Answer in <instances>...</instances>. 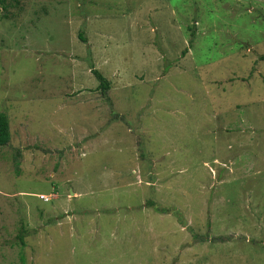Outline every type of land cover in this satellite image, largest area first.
Returning <instances> with one entry per match:
<instances>
[{
	"label": "rangeland",
	"instance_id": "obj_1",
	"mask_svg": "<svg viewBox=\"0 0 264 264\" xmlns=\"http://www.w3.org/2000/svg\"><path fill=\"white\" fill-rule=\"evenodd\" d=\"M262 56L264 0L0 2V264H264Z\"/></svg>",
	"mask_w": 264,
	"mask_h": 264
},
{
	"label": "trees",
	"instance_id": "obj_2",
	"mask_svg": "<svg viewBox=\"0 0 264 264\" xmlns=\"http://www.w3.org/2000/svg\"><path fill=\"white\" fill-rule=\"evenodd\" d=\"M15 2V5L20 3V0H11ZM0 2L4 3V0H0ZM83 40L84 37L81 36ZM262 59H264V56H262ZM95 75L100 80V87L104 91L109 90V81L104 78L97 70H94ZM10 141V125H9V118L6 114L0 113V147L5 146ZM20 239L22 240V244H24L23 241V235H19Z\"/></svg>",
	"mask_w": 264,
	"mask_h": 264
},
{
	"label": "built area",
	"instance_id": "obj_3",
	"mask_svg": "<svg viewBox=\"0 0 264 264\" xmlns=\"http://www.w3.org/2000/svg\"><path fill=\"white\" fill-rule=\"evenodd\" d=\"M51 197H52V196H51ZM51 197L46 196V195H43V196H42V199H43L44 201H50Z\"/></svg>",
	"mask_w": 264,
	"mask_h": 264
},
{
	"label": "clouds",
	"instance_id": "obj_4",
	"mask_svg": "<svg viewBox=\"0 0 264 264\" xmlns=\"http://www.w3.org/2000/svg\"><path fill=\"white\" fill-rule=\"evenodd\" d=\"M49 197H51V196H49Z\"/></svg>",
	"mask_w": 264,
	"mask_h": 264
},
{
	"label": "water",
	"instance_id": "obj_5",
	"mask_svg": "<svg viewBox=\"0 0 264 264\" xmlns=\"http://www.w3.org/2000/svg\"><path fill=\"white\" fill-rule=\"evenodd\" d=\"M74 194V193H73Z\"/></svg>",
	"mask_w": 264,
	"mask_h": 264
}]
</instances>
